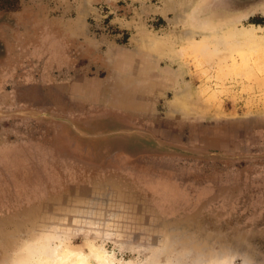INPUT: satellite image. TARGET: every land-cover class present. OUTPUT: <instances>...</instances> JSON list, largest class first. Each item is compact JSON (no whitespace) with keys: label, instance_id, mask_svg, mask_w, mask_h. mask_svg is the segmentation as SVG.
I'll use <instances>...</instances> for the list:
<instances>
[{"label":"rangeland","instance_id":"374dc122","mask_svg":"<svg viewBox=\"0 0 264 264\" xmlns=\"http://www.w3.org/2000/svg\"><path fill=\"white\" fill-rule=\"evenodd\" d=\"M17 1L0 264L61 238L116 264H264V9L205 24L213 0Z\"/></svg>","mask_w":264,"mask_h":264},{"label":"bare ground","instance_id":"6f19581e","mask_svg":"<svg viewBox=\"0 0 264 264\" xmlns=\"http://www.w3.org/2000/svg\"><path fill=\"white\" fill-rule=\"evenodd\" d=\"M249 32L250 31L248 30L238 31L236 32V36L238 35V39H245V38L253 39L254 38L255 40V37H253L251 33L250 35H248ZM256 42L258 45L264 46V37L261 39H257ZM151 45L155 48H161V46H163V43L161 41H158V42L156 41V43H152ZM68 220H70V218ZM70 222L74 225L70 226L68 224L67 229H70L72 233H74L77 230H83L79 226L80 223L84 222L83 218L81 220L72 219L70 220ZM62 228L63 226H60V229ZM62 241L63 240L61 238V243L59 245L57 244L58 246H51L53 243L51 242L52 244L50 245V242L47 241V242H44L45 243L44 245L42 244L40 245V247L38 248L36 247L34 251L30 249V260H32L33 262L35 261V264H116L113 257L110 256L107 253L106 249L102 247L101 245L90 243L89 254L83 255L79 252H76L70 249V247H68ZM33 247H35V244ZM216 260L218 262L217 264H232L230 260H225L221 258H217ZM121 264H124V263H121ZM127 264H133V263H127ZM245 264H249V263H245Z\"/></svg>","mask_w":264,"mask_h":264},{"label":"flooded vegetation","instance_id":"af4514ba","mask_svg":"<svg viewBox=\"0 0 264 264\" xmlns=\"http://www.w3.org/2000/svg\"><path fill=\"white\" fill-rule=\"evenodd\" d=\"M6 3V6H2ZM26 12L19 7L17 0H0V45H8L14 41L21 32V27L26 21ZM28 21V20H27Z\"/></svg>","mask_w":264,"mask_h":264},{"label":"water","instance_id":"95a60500","mask_svg":"<svg viewBox=\"0 0 264 264\" xmlns=\"http://www.w3.org/2000/svg\"><path fill=\"white\" fill-rule=\"evenodd\" d=\"M212 3V14L211 16L205 20V24L215 21L218 18V13L215 12L216 10H222L227 13H232L234 15H240L241 14H248L253 11H256L257 9H263L264 0H251L249 2H242L238 4H231L225 0H213ZM255 9V10H254Z\"/></svg>","mask_w":264,"mask_h":264}]
</instances>
